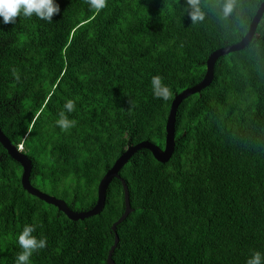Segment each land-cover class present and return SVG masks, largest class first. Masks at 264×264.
Returning a JSON list of instances; mask_svg holds the SVG:
<instances>
[{
  "label": "trees",
  "instance_id": "trees-1",
  "mask_svg": "<svg viewBox=\"0 0 264 264\" xmlns=\"http://www.w3.org/2000/svg\"><path fill=\"white\" fill-rule=\"evenodd\" d=\"M263 0H57L52 22L33 15L0 23V126L32 160L31 183L85 211L130 145L165 146L175 95L199 83L216 49L238 43ZM2 19V18H0ZM214 79L177 110L166 162L146 148L120 170L133 211L117 226L114 264H246L264 253V14L251 41L221 56ZM170 88L156 98L151 79ZM74 127L56 121L67 100ZM23 168L0 142V264H16L26 224L47 245L30 264H107L112 225L125 210L122 182L104 209L72 220L22 186Z\"/></svg>",
  "mask_w": 264,
  "mask_h": 264
},
{
  "label": "water",
  "instance_id": "water-1",
  "mask_svg": "<svg viewBox=\"0 0 264 264\" xmlns=\"http://www.w3.org/2000/svg\"><path fill=\"white\" fill-rule=\"evenodd\" d=\"M263 14H264V0L259 6L256 14L254 15L249 30L244 35V37L236 44L220 47L215 51H213L207 59V68L204 78L196 85L188 87L175 95L166 121V139H165L164 148H161L156 143L149 140H143L135 145L128 146L101 178L98 184V190H97L98 196H97L96 204L89 210L75 211L70 208V206L66 203L64 199L58 198L55 195L48 194L47 192H44L39 188L35 187L30 181L32 160L26 155V153L22 152L20 149H18L16 145L12 143L10 138L3 132L0 126V142L7 149L8 154L14 160L20 163L23 168L22 179H21L22 186L31 194H34L43 201L56 206L60 211H63L70 219L79 220L90 217L92 215H96L104 209L106 204L108 186L114 178H118L122 182L124 188L125 210L123 214L119 217V219L116 222H114L112 225V230L115 233V240L109 250L107 264H114L115 261L113 259V253L119 243V234L117 232V226L127 218L130 212L134 210L130 201L129 186L127 184V181L120 175V170L129 161L131 156L136 151L143 148L149 149L158 161L166 162L171 158L176 145L175 126H176L178 106L185 98H187L192 94L200 92L201 89L211 84L212 80L214 79L215 64L221 56L226 55L233 51L241 50L247 46V44L254 37L257 26Z\"/></svg>",
  "mask_w": 264,
  "mask_h": 264
},
{
  "label": "clouds",
  "instance_id": "clouds-1",
  "mask_svg": "<svg viewBox=\"0 0 264 264\" xmlns=\"http://www.w3.org/2000/svg\"><path fill=\"white\" fill-rule=\"evenodd\" d=\"M107 0H87L90 9H94L99 13L106 7ZM187 6L190 17L193 21H200L204 18L201 9L200 0H187ZM233 10V0H225L222 12L227 17ZM60 5L57 0H0V23L14 24L17 17L23 16L31 18L33 15L47 22L53 21V16L60 13ZM153 95L161 100H167L170 97V88L163 82L162 77L153 76L151 79ZM65 111L59 113V119L56 121L61 130H68L74 127L75 121L69 119L66 113H71L75 109V101L69 99L64 104ZM21 151L23 146L18 147ZM23 152V151H22ZM36 226L34 224H26L19 233L17 242L22 251L16 257V264H30V258L33 253L43 249L47 245L46 238H38L34 235ZM246 264H264V253L259 251L253 252L252 256L247 260Z\"/></svg>",
  "mask_w": 264,
  "mask_h": 264
}]
</instances>
